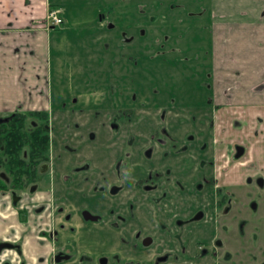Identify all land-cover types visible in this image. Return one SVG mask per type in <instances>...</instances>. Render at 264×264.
I'll list each match as a JSON object with an SVG mask.
<instances>
[{
    "label": "rangeland",
    "instance_id": "1",
    "mask_svg": "<svg viewBox=\"0 0 264 264\" xmlns=\"http://www.w3.org/2000/svg\"><path fill=\"white\" fill-rule=\"evenodd\" d=\"M70 4L72 16L53 32L54 42L60 44L59 50L53 46L50 59L55 166L41 190L52 189L54 197L64 203L65 213L81 215L86 208L101 216L99 222L73 221L67 247L88 264H100L101 256H110L128 244L119 205L122 196L108 197L99 191L105 186L108 193V179L103 175L112 177L115 162L133 172L177 169L189 180L209 172L200 168L196 159L197 149L207 142L203 125L213 113L212 0H76ZM240 5H245L243 0H224L220 8L237 12ZM99 8L102 13H98ZM102 14L111 26L106 28L110 35L105 40H99L97 23ZM100 50L109 57L103 59ZM136 105L142 110H135ZM166 129L176 137L175 142L166 135ZM187 132L203 136L190 146V151L195 150L176 162L172 145L182 149L190 142L183 140ZM147 148L153 150L152 157L147 155ZM75 160L87 161L91 170L79 176L74 170ZM249 171L234 170L228 181L242 183ZM253 188L257 208L240 205V220L226 219L234 238L223 237L222 248L197 256L200 247L211 245L219 232L216 219L197 221L191 228L187 226L179 241L190 256L186 262L174 264L227 263L224 253L235 246L250 245L264 252V186ZM207 205L208 200L192 196L187 206L194 212L196 207ZM14 206L25 221L28 209L20 203ZM172 208L181 210L180 206ZM159 209V204L155 212L149 207L147 215L141 217L142 224L133 229L136 226L144 233L154 230L164 243L168 226ZM102 220H114L116 226ZM240 235L247 238L237 244ZM252 262L264 264V256Z\"/></svg>",
    "mask_w": 264,
    "mask_h": 264
},
{
    "label": "flooded vegetation",
    "instance_id": "2",
    "mask_svg": "<svg viewBox=\"0 0 264 264\" xmlns=\"http://www.w3.org/2000/svg\"><path fill=\"white\" fill-rule=\"evenodd\" d=\"M133 99L136 101L135 95ZM210 103L213 109L212 117L202 128L206 132L204 139L207 142L197 149L199 157L196 159L200 168L209 169L205 176L197 177L198 180H189L185 172L177 169L154 168L146 169L143 172H133L130 168H123L122 164L118 162H115L112 166V168H117L113 169L114 172L111 178L103 175L108 179L105 182L108 185V193H106L105 186L100 188L99 191L108 195V197L109 194L112 197L122 196L119 205L122 207V214H124L121 215V219L124 223V232L128 235V244H124L121 251H116L110 256H101L99 259L100 264H174L186 262V258L190 255L186 253L187 251L183 246L179 245V241L181 242L184 238L187 226L191 228L190 226L197 221H208L211 218L216 219L219 223L218 235L212 238L211 245L199 246L200 254L197 256L202 253L204 255L213 254L216 249L223 247V237L234 238V232L232 233L231 229L228 228L226 221L228 216L231 217L230 219L236 217L237 220H240L239 212L243 211L240 205L243 208L248 205L257 208L258 202L254 200L256 192L253 187L255 185L264 186V172L262 169H255L254 162L247 160V156L252 151L254 141L256 143L264 142V127L261 128L264 119L259 116L253 121L249 116L250 114L247 113V105H240L232 100L226 103H214L213 105L210 100ZM142 108L136 105L135 110H142ZM34 111L48 113L49 158L43 160L38 166L35 181L25 184L23 188H16L11 176H7L4 169H0V177L6 178L8 184L14 186L11 190H0V193L10 194L14 205V193L16 192L20 194L18 203H21L25 196H34L41 192L42 185H45L55 166L52 156L53 114L48 109ZM16 112L26 113L32 111L17 110ZM11 114L1 116V119ZM108 120L111 119L108 118ZM40 121L36 117H29L27 127L32 129ZM249 129L251 131L247 132ZM165 132L169 139L175 142L176 137L173 133L167 129ZM202 136L200 133L198 135L196 133H185L183 140L189 139L190 142H185L186 144L182 149L177 148L173 143L172 146L176 152L174 159H178L174 161H181L182 158L186 157V154L195 150L193 148L190 151V146L195 140L200 141ZM145 151H147L149 157L154 155L152 149L147 148ZM243 160H245V163L241 162ZM75 162L74 170L79 176L84 171L91 170V165L87 161L75 160ZM239 165H247L244 169L251 171L244 175L242 183L228 181L230 174H233L232 171L239 169ZM119 174H121L120 178ZM193 189L196 190V193L192 196H200L208 200L207 206L196 207L194 212L187 206L190 203ZM91 190L93 191L94 188H91ZM50 200L51 204L55 206L58 221L53 229L43 232L44 237L50 238L56 245L53 254L48 259V264H88L84 257H77L67 251L68 238L74 231L71 223L73 221H81L82 223L83 221L99 222L101 216L90 212L86 208H84L85 210L81 215L65 213L64 203L54 197L52 189H43V202L47 204ZM45 203L43 204L44 210L46 208ZM158 204L161 206L158 212L162 214V218L168 226V229L164 230L168 240L164 243L160 242L154 230L144 233L143 229L136 228V226L133 229L134 225L142 224L141 217L147 215V209L150 207V210L155 212ZM174 205L176 207L180 206L181 210L175 211L172 208ZM101 222L116 226L114 220H102ZM240 237L238 238L240 240H235L237 244L241 242V239L247 238L241 235ZM235 247L225 251L223 257L226 258L227 263L220 260L219 264H253L254 259L264 256L263 251H258L250 245ZM4 248L18 250L20 254L22 253L20 243L2 241L0 242V250ZM45 260L43 258V261ZM22 264H25V262L23 261Z\"/></svg>",
    "mask_w": 264,
    "mask_h": 264
},
{
    "label": "crops",
    "instance_id": "3",
    "mask_svg": "<svg viewBox=\"0 0 264 264\" xmlns=\"http://www.w3.org/2000/svg\"><path fill=\"white\" fill-rule=\"evenodd\" d=\"M73 1L0 0V117L17 110L51 111L50 59L53 46L60 49L53 32L68 21V15L72 16L69 11ZM223 1L212 0V105L232 100L247 105L253 121L259 116L264 119V0H243L245 5H240L237 12L221 9ZM52 8L60 9L63 19L55 28L46 24ZM97 23L99 40H105L110 35L106 28L111 27L107 16L102 14ZM100 52L103 59L108 56L106 51ZM256 144L254 141L247 160L254 162L255 169H264V143L254 150ZM245 166L239 165V169ZM44 203L43 190L25 196L20 204L28 212L22 221L11 195L0 193V242L20 243L22 251L0 250V264H48L56 245L43 232L53 229L58 218L51 200L45 203V210Z\"/></svg>",
    "mask_w": 264,
    "mask_h": 264
},
{
    "label": "trees",
    "instance_id": "4",
    "mask_svg": "<svg viewBox=\"0 0 264 264\" xmlns=\"http://www.w3.org/2000/svg\"><path fill=\"white\" fill-rule=\"evenodd\" d=\"M29 117L41 120L32 129L27 127ZM48 113L43 111L15 112L0 118V169L11 176L16 188L35 181L38 166L47 160L50 148ZM14 188L0 177V190ZM15 205L20 194L14 193Z\"/></svg>",
    "mask_w": 264,
    "mask_h": 264
},
{
    "label": "built area",
    "instance_id": "5",
    "mask_svg": "<svg viewBox=\"0 0 264 264\" xmlns=\"http://www.w3.org/2000/svg\"><path fill=\"white\" fill-rule=\"evenodd\" d=\"M62 22H63V19L60 16V9L58 8L50 9L47 15V23H46L47 27L55 28L56 26H59L60 24H62Z\"/></svg>",
    "mask_w": 264,
    "mask_h": 264
}]
</instances>
